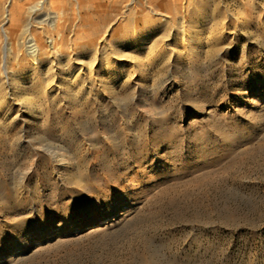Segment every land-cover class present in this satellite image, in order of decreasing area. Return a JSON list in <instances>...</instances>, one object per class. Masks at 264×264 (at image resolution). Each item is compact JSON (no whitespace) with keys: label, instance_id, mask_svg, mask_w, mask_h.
Here are the masks:
<instances>
[{"label":"rangeland","instance_id":"rangeland-1","mask_svg":"<svg viewBox=\"0 0 264 264\" xmlns=\"http://www.w3.org/2000/svg\"><path fill=\"white\" fill-rule=\"evenodd\" d=\"M153 1L8 60L0 264H264V0Z\"/></svg>","mask_w":264,"mask_h":264},{"label":"bare ground","instance_id":"bare-ground-1","mask_svg":"<svg viewBox=\"0 0 264 264\" xmlns=\"http://www.w3.org/2000/svg\"><path fill=\"white\" fill-rule=\"evenodd\" d=\"M0 2L2 3L3 1H0ZM150 2L151 1H149L148 3H150ZM172 2H171V4H172ZM188 2H189V0H188ZM134 3H136V2H134ZM176 3H174V4L176 5ZM154 4H152V6ZM157 4H160L159 1ZM149 5H151V4H149ZM125 6H126V3H125ZM129 7H130V5H129ZM189 7H188V9H189ZM80 8H81L80 0H6L4 5H3L2 14L0 15L1 16L0 22H3V25L7 24L5 27H3V30H2L3 35H4V39H5V43H4V45L0 44V85H2L6 79V78L4 79V75H6L7 79L9 80V79H13V75L15 74L14 71L11 70V68L9 69L7 66L8 60L11 57L18 59L21 56H25L26 58H29L31 60V63H32L31 66H29V69L32 71L33 75L34 74L38 75L40 64L42 65L43 61H45L47 59H51V61L56 60L57 59V53L56 52L58 50L57 49L58 45H60L62 43V41L65 39V32L69 26L70 15L68 13L70 10L75 11V12L78 10V13L80 14V12H81ZM113 9H115V8H113ZM164 10H166V9H164ZM151 11H153V10H151ZM159 11L157 10L154 12L156 14L163 16L164 13H161ZM173 14H174V12H173ZM80 17H81V15L79 16V18ZM157 19H158V17H157ZM184 19H185V17H184ZM172 22H174V21H172ZM75 23H76V21H75ZM77 24H76V26H77ZM182 24H184V23H182ZM180 27L181 26H179V28ZM71 28H73V26ZM74 33H75V31H74ZM30 60H28V61H30ZM49 68L50 67H48V69ZM62 73H63V71H62ZM17 77H18V75H17ZM35 80H37V79H35ZM14 81L17 82L16 80H14ZM8 84H10V82ZM16 84H15V86H17ZM19 84H18V86H19ZM13 85L14 84H12L11 87ZM18 86H17V88H18ZM23 90H24V88H23ZM25 92H26V90H25ZM25 106L27 107V105H25Z\"/></svg>","mask_w":264,"mask_h":264}]
</instances>
